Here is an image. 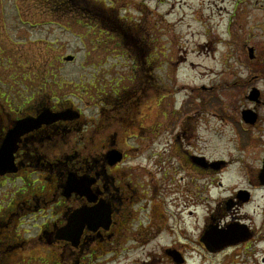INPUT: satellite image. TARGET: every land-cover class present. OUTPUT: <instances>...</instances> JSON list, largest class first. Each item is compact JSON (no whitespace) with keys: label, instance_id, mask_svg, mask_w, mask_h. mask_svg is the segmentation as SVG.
<instances>
[{"label":"rangeland","instance_id":"obj_1","mask_svg":"<svg viewBox=\"0 0 264 264\" xmlns=\"http://www.w3.org/2000/svg\"><path fill=\"white\" fill-rule=\"evenodd\" d=\"M133 78H153L163 90L143 110L151 133L133 142L137 163L155 176L153 160L172 156L174 136L187 123L195 149L234 163L224 169V196L252 192L241 213L264 242V190L255 175L264 158V95L260 105L248 100L254 89L264 94V0H0V111L7 99L16 106L44 94L91 117L98 93L127 88ZM248 110L258 115L255 125L242 119ZM201 224L190 223L195 237ZM24 228L25 238L36 236ZM161 239L130 244L118 264L148 262V253L167 246ZM257 259L239 264L262 263ZM189 264L202 263L194 257Z\"/></svg>","mask_w":264,"mask_h":264},{"label":"flooded vegetation","instance_id":"obj_2","mask_svg":"<svg viewBox=\"0 0 264 264\" xmlns=\"http://www.w3.org/2000/svg\"><path fill=\"white\" fill-rule=\"evenodd\" d=\"M153 81L133 78L127 88L98 93L91 117L49 95L16 106L7 99L0 111V264H118L130 244L162 237L167 246L148 253L144 264H189L194 257L239 264L257 256L264 264L260 227L241 213L252 192L224 196V169L234 163L195 149L187 123L174 136L172 156L153 160L157 177L132 156L133 142L151 133L143 110L163 91ZM254 91L260 105L264 94ZM160 127L151 128L158 138ZM263 168L264 158L255 172L261 190ZM196 218L202 224L195 237ZM26 225L36 236L25 238Z\"/></svg>","mask_w":264,"mask_h":264},{"label":"water","instance_id":"obj_3","mask_svg":"<svg viewBox=\"0 0 264 264\" xmlns=\"http://www.w3.org/2000/svg\"><path fill=\"white\" fill-rule=\"evenodd\" d=\"M251 52H252V50H251ZM66 61H73V58L69 57V58L66 59ZM250 100L253 101V102H259L258 101V93L256 91H254L252 93V96H250ZM242 116H243L244 122L246 124H249V125H255L256 122H257V119H258V116L255 113H253L252 111L243 112ZM19 125H21V123ZM22 128H24V127H22ZM18 129L21 130V127L18 128ZM261 182L264 185V170L262 172ZM73 222H75V219H72V223H70L69 227L73 228V226H74Z\"/></svg>","mask_w":264,"mask_h":264},{"label":"bare ground","instance_id":"obj_4","mask_svg":"<svg viewBox=\"0 0 264 264\" xmlns=\"http://www.w3.org/2000/svg\"><path fill=\"white\" fill-rule=\"evenodd\" d=\"M185 8H187V7H185ZM198 66H200V65H198ZM192 67H195L194 65L192 66ZM184 86V85H183ZM185 88L184 87H181V89H178L177 90V92H176V96L177 97H179V96H183L184 94H185V90H184Z\"/></svg>","mask_w":264,"mask_h":264},{"label":"trees","instance_id":"obj_5","mask_svg":"<svg viewBox=\"0 0 264 264\" xmlns=\"http://www.w3.org/2000/svg\"><path fill=\"white\" fill-rule=\"evenodd\" d=\"M99 15H100V13H99Z\"/></svg>","mask_w":264,"mask_h":264}]
</instances>
